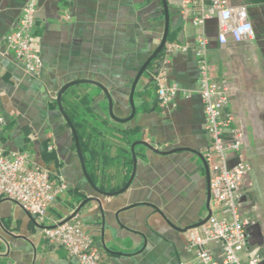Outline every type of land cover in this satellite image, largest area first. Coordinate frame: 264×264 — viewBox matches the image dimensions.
Listing matches in <instances>:
<instances>
[{
  "label": "crops",
  "instance_id": "0c3cea01",
  "mask_svg": "<svg viewBox=\"0 0 264 264\" xmlns=\"http://www.w3.org/2000/svg\"><path fill=\"white\" fill-rule=\"evenodd\" d=\"M180 1L167 0L166 45L178 49L163 65L167 81L181 89L174 107H160L150 76L161 66L162 56L136 87V115L129 123L117 124L108 117L106 99L93 85L73 86L61 96L78 135L86 172L104 192L120 190L130 178V147L135 141L162 152L187 148L202 156L207 148L203 105L195 93L196 29L180 15ZM26 2L0 0V151L24 155L31 167L46 171L51 183L64 184L66 190L40 224L16 203L0 200V237L5 242L0 240V264H79L64 249L49 245L43 229L69 218L89 198L99 200L104 219L95 202L87 203L73 218L90 236L99 263L198 264L187 250L188 231L177 230L207 215L204 171L197 156L190 152L161 156L136 145V170L128 190L112 198L99 196L82 173L72 134L55 102L65 84L93 81L110 94L115 117L126 118L133 78L162 36L160 1L37 0L33 33L42 66L36 76L27 74L3 46ZM246 7L254 30L250 40L222 46L216 18L202 27L212 81L234 89L224 114L232 116L234 126L245 133L244 155L263 134L264 123V4ZM185 92L191 94L189 98ZM251 174L240 214L248 222L249 254H258L264 264V172L261 177ZM129 206L133 207L123 210ZM211 251L220 260L218 246L212 245Z\"/></svg>",
  "mask_w": 264,
  "mask_h": 264
},
{
  "label": "built area",
  "instance_id": "2783aa9c",
  "mask_svg": "<svg viewBox=\"0 0 264 264\" xmlns=\"http://www.w3.org/2000/svg\"><path fill=\"white\" fill-rule=\"evenodd\" d=\"M180 5V15L189 19L196 29L194 57L198 85L195 93L203 105L208 143L203 158L210 173L212 206L207 222L188 231L187 250L195 255L198 264H260L258 254H249L248 222L240 214L241 202L250 186V166L243 152L246 136L234 126L232 116L224 114L234 89L229 84L212 81L207 61L208 40L202 30L205 21L216 18L217 41L223 46L252 39L253 25L246 5L232 6L229 0H181ZM36 12L37 0H27L16 26L3 39L5 52L31 76L38 75L42 66L39 43L33 33ZM177 49L174 44L165 45L161 66L150 72L163 109L174 107L175 98L181 92L176 84L167 81L163 67ZM183 94L185 98L191 95ZM65 190L64 184L51 183L46 171L31 167L24 155H5L0 151V200L16 203L37 223L44 221L48 208ZM43 236L49 245L64 249L79 264H101L90 236L76 218L43 229ZM212 245L220 249V260L214 258Z\"/></svg>",
  "mask_w": 264,
  "mask_h": 264
},
{
  "label": "water",
  "instance_id": "95a60500",
  "mask_svg": "<svg viewBox=\"0 0 264 264\" xmlns=\"http://www.w3.org/2000/svg\"><path fill=\"white\" fill-rule=\"evenodd\" d=\"M161 7H162V12H163V32H162V36L161 39L158 43V45L156 46V48L153 50V52L146 58V60L141 64L140 68L138 69L136 75L133 78V81L130 85V89H129V95H128V106H129V115L124 118V119H118L115 117L114 115V111H113V100L110 96V94L108 93V91L101 86L100 84L93 82V81H88V80H80V81H73L70 83L65 84L64 86H62L60 88V90L57 92L56 94V98H55V102H56V106H57V110L59 112V114L61 115L62 119L64 120V122L66 123V125L68 126L71 134H72V138H73V142H74V146L76 149V154L81 166V170L82 173L87 181V183L89 184V186L93 189V191L99 195V196H103L106 198H112V197H116L119 196L121 194H123L125 191L128 190V188L130 187L134 174H135V170H136V157H135V153H134V147L136 145H141L143 147H145L147 150H149L150 152L157 154V155H161V156H167V155H171L177 152H190L193 155L197 156V158L200 160L201 164H202V169L204 171V177H205V183H206V211H207V215L206 217L201 221L198 222L196 224H193L191 226H188L184 229H177L178 231L185 233L191 229L194 228H198L201 225L205 224L207 222V220L210 218L211 216V210H210V186H209V181H210V173H209V168L207 163L205 162L203 156L198 153L195 152L193 150L187 149V148H176L173 150H169V151H159L158 149H155L151 144L139 140V141H135L131 144L130 150H131V156H132V162H133V166H132V172H131V176L128 179V181L126 182V184L118 191L115 192H104L102 190H100L99 188H97L95 186V184L91 181L90 177L88 176L87 172H86V168H85V164H84V159H83V154L81 152V148H80V143H79V139H78V135L76 132V129L74 128L72 122L70 121L69 117L67 116L66 112L64 111V108L62 106L61 103V96L62 94L68 90L69 88L79 85V84H90L93 85L95 87H97L101 93L104 95L106 102H107V114L108 117L114 121L115 123L118 124H126L131 122L135 115H136V105L134 102V94L136 91V87L139 83V81L141 80L142 76L146 73V69L147 67L158 57V55L162 52V50L164 49L166 43H167V36H168V31H169V7H168V2L167 0H159ZM89 202H95L98 206H99V210H100V214H101V218L102 220L104 219V213L102 208L100 207V203L99 200L96 198H89L87 200H85L82 204H80V206L73 212V214L67 218L66 220H64L62 223H66L69 222L75 215H77L80 210L82 209L83 206H85L87 203ZM134 206V205H133ZM133 206H129L123 210H128L130 208H132ZM160 214V216L165 220V222L170 226L173 227L163 216L160 212H158ZM102 225H103V221H102ZM0 240L3 244H5V242L3 241V239L0 237Z\"/></svg>",
  "mask_w": 264,
  "mask_h": 264
},
{
  "label": "rangeland",
  "instance_id": "374dc122",
  "mask_svg": "<svg viewBox=\"0 0 264 264\" xmlns=\"http://www.w3.org/2000/svg\"><path fill=\"white\" fill-rule=\"evenodd\" d=\"M245 156L251 168V173L253 172V175L261 177L264 172V123L263 134L260 138H256L255 141L250 143L249 148L245 152ZM251 175L252 174H250V177Z\"/></svg>",
  "mask_w": 264,
  "mask_h": 264
},
{
  "label": "trees",
  "instance_id": "16d2710c",
  "mask_svg": "<svg viewBox=\"0 0 264 264\" xmlns=\"http://www.w3.org/2000/svg\"><path fill=\"white\" fill-rule=\"evenodd\" d=\"M231 2H232L233 5H247V6L248 5L253 6V5L264 4V0H231ZM168 39H169V34H168ZM161 53L158 55V57L161 56ZM155 60L147 67L146 72L149 71L152 68V65L155 62Z\"/></svg>",
  "mask_w": 264,
  "mask_h": 264
},
{
  "label": "flooded vegetation",
  "instance_id": "af4514ba",
  "mask_svg": "<svg viewBox=\"0 0 264 264\" xmlns=\"http://www.w3.org/2000/svg\"><path fill=\"white\" fill-rule=\"evenodd\" d=\"M251 171V170H250ZM251 174V173H250ZM250 177V176H249Z\"/></svg>",
  "mask_w": 264,
  "mask_h": 264
}]
</instances>
